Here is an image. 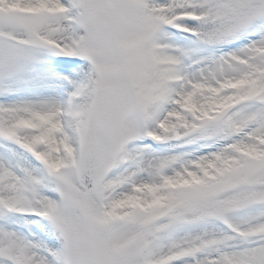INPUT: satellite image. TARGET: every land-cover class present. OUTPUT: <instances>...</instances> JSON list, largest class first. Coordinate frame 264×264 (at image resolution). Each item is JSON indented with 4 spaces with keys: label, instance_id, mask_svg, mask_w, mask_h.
Masks as SVG:
<instances>
[{
    "label": "snow or ice",
    "instance_id": "6c2138e0",
    "mask_svg": "<svg viewBox=\"0 0 264 264\" xmlns=\"http://www.w3.org/2000/svg\"><path fill=\"white\" fill-rule=\"evenodd\" d=\"M0 264H264V0H0Z\"/></svg>",
    "mask_w": 264,
    "mask_h": 264
}]
</instances>
